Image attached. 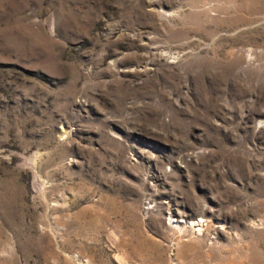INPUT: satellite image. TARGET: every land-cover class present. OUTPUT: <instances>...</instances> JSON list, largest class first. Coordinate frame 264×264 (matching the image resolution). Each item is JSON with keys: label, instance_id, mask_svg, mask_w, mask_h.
Listing matches in <instances>:
<instances>
[{"label": "rangeland", "instance_id": "rangeland-1", "mask_svg": "<svg viewBox=\"0 0 264 264\" xmlns=\"http://www.w3.org/2000/svg\"><path fill=\"white\" fill-rule=\"evenodd\" d=\"M0 264H264V0H0Z\"/></svg>", "mask_w": 264, "mask_h": 264}, {"label": "bare ground", "instance_id": "bare-ground-1", "mask_svg": "<svg viewBox=\"0 0 264 264\" xmlns=\"http://www.w3.org/2000/svg\"><path fill=\"white\" fill-rule=\"evenodd\" d=\"M201 217H204V216H201Z\"/></svg>", "mask_w": 264, "mask_h": 264}]
</instances>
